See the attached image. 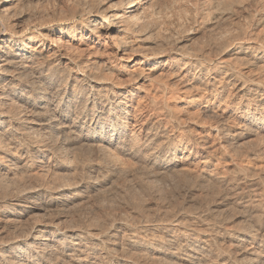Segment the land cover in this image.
<instances>
[{
  "label": "bare ground",
  "instance_id": "obj_1",
  "mask_svg": "<svg viewBox=\"0 0 264 264\" xmlns=\"http://www.w3.org/2000/svg\"><path fill=\"white\" fill-rule=\"evenodd\" d=\"M0 264H264V0H0Z\"/></svg>",
  "mask_w": 264,
  "mask_h": 264
}]
</instances>
